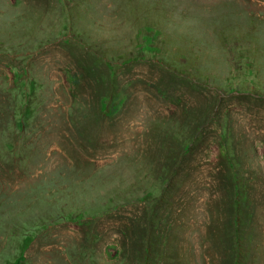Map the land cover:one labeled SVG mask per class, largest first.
Here are the masks:
<instances>
[{"label": "rangeland", "instance_id": "obj_1", "mask_svg": "<svg viewBox=\"0 0 264 264\" xmlns=\"http://www.w3.org/2000/svg\"><path fill=\"white\" fill-rule=\"evenodd\" d=\"M233 173L264 264V0H0V264H228Z\"/></svg>", "mask_w": 264, "mask_h": 264}, {"label": "trees", "instance_id": "obj_2", "mask_svg": "<svg viewBox=\"0 0 264 264\" xmlns=\"http://www.w3.org/2000/svg\"><path fill=\"white\" fill-rule=\"evenodd\" d=\"M238 93L252 94V91L248 88H243L237 90ZM102 99L106 102L105 107H108L110 98ZM236 173H233V180H230L232 183V191L230 197V209L232 210L231 219L229 222V229L227 234L223 236V241L227 247L228 253V264H244L243 248H242V239H243V211L246 208V195L243 189V186L237 180L238 177H235ZM81 221V217L78 219ZM158 219L153 216H150L147 220V229L143 235V239L140 243L139 256L137 258V264H161L163 259L167 257L166 255V245L167 237L158 229Z\"/></svg>", "mask_w": 264, "mask_h": 264}]
</instances>
